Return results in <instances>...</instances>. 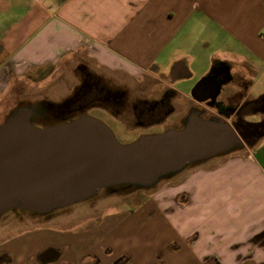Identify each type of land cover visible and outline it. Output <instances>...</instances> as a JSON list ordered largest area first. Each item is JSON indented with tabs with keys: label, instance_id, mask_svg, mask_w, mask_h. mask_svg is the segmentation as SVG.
<instances>
[{
	"label": "crops",
	"instance_id": "1",
	"mask_svg": "<svg viewBox=\"0 0 264 264\" xmlns=\"http://www.w3.org/2000/svg\"><path fill=\"white\" fill-rule=\"evenodd\" d=\"M80 65L129 86L161 79L183 96L213 74L218 100L230 97L243 106L238 122L255 123L264 117V0H0V123L14 104L6 93L32 82L28 73L48 69L37 84L61 94ZM247 145L122 214L117 232L95 238L80 221L54 264H111L122 254L124 264H264V136ZM23 231L13 233L12 264H26Z\"/></svg>",
	"mask_w": 264,
	"mask_h": 264
},
{
	"label": "water",
	"instance_id": "2",
	"mask_svg": "<svg viewBox=\"0 0 264 264\" xmlns=\"http://www.w3.org/2000/svg\"><path fill=\"white\" fill-rule=\"evenodd\" d=\"M221 82L213 74L191 88L197 100H215ZM208 91V96L206 95ZM38 106H17L0 123V216L21 209L36 215L83 201L101 188L151 187L187 165L234 150L240 135L218 119H189L181 129L121 144L99 120L82 115L36 126Z\"/></svg>",
	"mask_w": 264,
	"mask_h": 264
},
{
	"label": "flooded vegetation",
	"instance_id": "3",
	"mask_svg": "<svg viewBox=\"0 0 264 264\" xmlns=\"http://www.w3.org/2000/svg\"><path fill=\"white\" fill-rule=\"evenodd\" d=\"M78 68L81 75L78 85L73 88L71 94L61 98L57 102L42 101L40 106H38L41 111L33 117L34 125H54L73 120L82 115H88L102 122L113 135V129L115 131L125 130L128 135L125 138L132 142L145 135L161 133L168 129H181L192 117L200 120L218 117L237 130L240 135V148L264 136V117L255 123L238 122V117H240L243 106L233 104L230 97L226 101L218 100V94L215 100L206 99L202 101L197 100V97H202V93H199L197 97L190 95L183 96L178 90L165 84H162V87L158 90H153L155 93L152 94H143L142 92L132 94L131 87L126 84H116L114 81L112 82L111 78L100 77L82 65ZM161 77L166 79V76L161 75ZM154 80L159 83L161 79L155 78ZM179 107L181 110H176ZM184 108L185 110H182ZM173 122H176V125L165 127V124ZM160 125V130L152 131V128ZM227 154L228 152L216 156ZM209 159L192 163L176 174L163 177L165 180L160 179L156 183V185H159L162 182L158 188L152 191L150 197L144 198L142 202L134 207H115L117 212L110 213L109 215L100 216L101 212L89 215L83 223L85 225L84 228L95 238L102 233L108 236L112 232H117V228L121 227L123 222V219H121L122 214L125 212L133 213L142 206L150 205L152 196L158 190L175 187L182 182L181 179L180 181L171 183L170 180L174 176L186 169L190 172L193 169L200 168L202 163ZM188 172L185 174H188ZM103 190L109 195H120L142 189L121 184L106 187ZM184 196L183 192H179L175 196L174 201L178 204H183L182 200L186 201V197ZM32 214L34 217L45 219V223L52 219V212L45 215ZM112 218L114 221L110 223L109 220ZM23 230L26 236H28L27 245L30 248L23 258L26 264H54L58 262L62 256V251L66 247L71 248L72 245L69 240L62 241V235L70 236L77 233L72 227L58 229L46 227L45 225L25 228ZM14 232L0 237V264H12L16 260L15 254L11 249L14 247V243L17 242L19 235L17 233L13 234ZM91 241L94 244L100 243L94 242L92 239ZM102 251L110 254L112 253V248L109 245H105L102 247ZM94 259L100 261V258L94 257ZM128 260L129 256L122 254L112 260L111 264H124Z\"/></svg>",
	"mask_w": 264,
	"mask_h": 264
},
{
	"label": "rangeland",
	"instance_id": "4",
	"mask_svg": "<svg viewBox=\"0 0 264 264\" xmlns=\"http://www.w3.org/2000/svg\"><path fill=\"white\" fill-rule=\"evenodd\" d=\"M46 72L48 73V69L40 70L38 72L32 71L30 74L28 73L27 74L28 78L31 77L32 82L29 81L28 83L24 84L25 81L23 82V80H22V82L20 81V83L18 85L13 87L12 93H8V94L6 93V99L8 100L7 101L8 105H10L11 103H14L12 105V107H9L7 113L10 110H12L13 108H15L17 105L19 106V104H20V106H24V105L25 106H31V105L40 106L42 101L57 102L61 98H64V97L68 96L69 94H71L73 88L75 86H77L78 83L80 82L81 75H80L79 71H77L79 74L77 84H75L72 87L70 85V82L66 81L67 85L71 86V87L69 86V88H70L69 91L66 93L62 92L61 94L55 93L54 92L55 87L50 85L49 83L47 85H43V87H41L40 85L37 84V82L39 81V78L42 77V75H44ZM29 75H31V76H29ZM28 78H27V80H28ZM103 78L108 79L111 77H103ZM111 79H112V82L114 81L116 84H121V83H117L113 78H111ZM123 84H125V83H123ZM130 87H131L132 94H134V93L136 94L139 92H142L143 94L144 93L145 94H148V93L152 94V93H155V92H153V90H158L160 88V86H156V82L152 79L151 80L150 79L144 80L143 82L136 83ZM186 104L188 105V103H186ZM176 110H181V108L179 107ZM182 110H185V108ZM85 113H88V112H85ZM210 119H218V120H221L223 122H226V121H224L218 117H213ZM205 120H209V119H205ZM174 124L176 125V122L165 124V127L172 126ZM160 129H161V125L152 128V131H158ZM234 130L237 132V130L235 128H234ZM112 131L114 132V135L116 137V138L115 137L114 138L118 142L120 141L119 143L126 144V143L131 141V140H128L125 138L126 136H128L127 132L125 130H116L115 131V129H113ZM248 147L249 146L246 144L242 148L238 147V148L232 150L231 152H228V154H234L237 151H240L241 149H245ZM186 172H188V169H186L185 171L174 176L170 180L171 183L180 181ZM165 177H167V176H165ZM160 179H163V177ZM163 180H165V179H163ZM158 181H156L151 187L140 188L142 190H139V191L133 190L132 192H129L128 194H120V195H117V194L116 195H109V194H107V192L105 190H103V188H101L98 191H96L92 196H90L89 198H87L83 201L76 202L74 204H71V205L63 207V208H59V210L55 209V210L51 211L52 212V214H51L52 219H51V221H49L47 223H45L44 222L45 219H43L41 217H39V218L34 217L32 214L33 212L28 211V210L15 209V210L7 211L0 216V237L7 235L13 231L16 232V231H19L21 229L32 228L34 226L40 227L42 225H45L46 227L58 228V229L71 228V227L77 225L80 221L84 220L85 218H87L91 214H96V213L101 212L99 215L102 216V215H108V214L113 213V212H117V209L115 207H120V208L132 207V206L134 207L138 203L142 202V200L144 198L150 197V194L152 193V191L154 189L158 188L160 186V184L162 183L161 182V183H159V185H156V183ZM154 185H156V186H154Z\"/></svg>",
	"mask_w": 264,
	"mask_h": 264
}]
</instances>
